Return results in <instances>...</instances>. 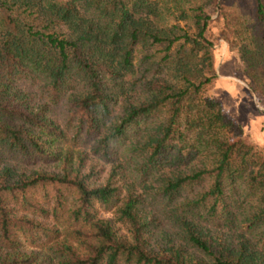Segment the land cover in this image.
I'll return each instance as SVG.
<instances>
[{
    "label": "trees",
    "instance_id": "16d2710c",
    "mask_svg": "<svg viewBox=\"0 0 264 264\" xmlns=\"http://www.w3.org/2000/svg\"><path fill=\"white\" fill-rule=\"evenodd\" d=\"M250 1L0 0V264H264V146L205 92L214 22L264 104Z\"/></svg>",
    "mask_w": 264,
    "mask_h": 264
},
{
    "label": "rangeland",
    "instance_id": "374dc122",
    "mask_svg": "<svg viewBox=\"0 0 264 264\" xmlns=\"http://www.w3.org/2000/svg\"><path fill=\"white\" fill-rule=\"evenodd\" d=\"M224 1L244 15L251 7L250 0ZM178 23L183 25L184 22L179 20ZM209 34L214 42V76L205 92L218 100L228 117L240 124L246 139L264 146V104L250 89L240 55L217 34L214 22Z\"/></svg>",
    "mask_w": 264,
    "mask_h": 264
}]
</instances>
